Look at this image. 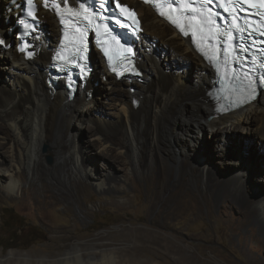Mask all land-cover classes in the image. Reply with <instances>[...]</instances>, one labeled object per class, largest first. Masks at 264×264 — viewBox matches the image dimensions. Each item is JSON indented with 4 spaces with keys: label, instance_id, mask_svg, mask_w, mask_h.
Segmentation results:
<instances>
[{
    "label": "bare ground",
    "instance_id": "1",
    "mask_svg": "<svg viewBox=\"0 0 264 264\" xmlns=\"http://www.w3.org/2000/svg\"><path fill=\"white\" fill-rule=\"evenodd\" d=\"M135 4L143 28L136 57L141 77L115 80L106 72L99 55L92 53L91 60L96 69L94 78L96 80L99 77L98 89L102 92L99 97L90 80L76 92L72 100L68 99L63 82H47L48 65L59 37L56 21L47 12H39L43 26L39 32L41 36L36 39L34 58L25 60L15 52V48L3 51L0 47V60L2 58V64L5 65L0 75V169L3 171L0 182L5 183L3 188L6 194L13 195L18 191L17 178L21 170L27 173L30 170L39 171L44 148L46 151L57 152L59 166L64 172L58 179L64 184L74 185L77 192L84 189L92 177L83 154V150L90 146V141L86 140V145L76 142L77 135L72 133L70 126L73 120L90 121L95 125L90 128V131L95 129V141L98 142L93 157L95 161L100 160L107 171L104 181L95 184V188L105 193L120 192L125 195V191L121 192L117 188L125 179L123 174L118 175V170L123 172L129 166L132 171L143 172L151 168L153 178L156 169L153 168L156 163L153 155L160 149L161 135L166 133L173 142L175 140L179 143H187L185 139L188 138V144L193 143L194 148L197 146V153L200 152V134L209 132L219 136V142L224 141L218 147L235 162L234 168L226 178L217 181L213 170L196 165L195 160L194 164L189 162V167L194 169L191 178L198 186L203 183L206 193L226 201L222 206L224 211L241 217L235 220L234 215H229L228 219L234 224L242 243L249 240V246L255 242L256 247L264 248V194L260 196L259 191L251 195L247 170L239 162H245L246 159L258 161L255 164L250 162L251 166H260V174L264 172V155L255 151L250 141L256 139V145L264 149V92L246 106L222 113L216 100L218 90L212 68L192 50L187 40L158 19L147 6L137 2ZM3 6V2H0V37L5 36L13 23L10 19L5 27L4 16L1 15ZM8 36L12 37L13 34ZM155 47L160 49L159 53ZM92 77L93 74L90 79ZM116 82L120 83L119 86L111 87ZM105 101H109L108 114L112 116L106 113L103 105ZM184 136L186 138L182 139ZM244 145L250 150L243 151ZM187 148L191 151L188 145ZM182 154L187 157L185 152ZM238 164L240 168H236ZM77 177L78 181H75ZM206 202L209 216L217 220L214 211L216 204L208 194ZM243 227L250 231V238L242 235ZM151 236L149 239L155 247L164 248L169 254L182 253L178 245L163 237ZM69 240L65 235L53 237L46 247L53 257L48 260L40 257L39 260L30 261L22 255L15 257L21 264H123L122 260L118 261L115 248L108 245L97 248L92 243L69 244ZM55 251L59 253L56 258V255L53 256ZM14 261L7 258L4 262L0 261V264H14ZM192 263V258L185 259V264ZM129 264L139 263L133 259Z\"/></svg>",
    "mask_w": 264,
    "mask_h": 264
},
{
    "label": "rangeland",
    "instance_id": "2",
    "mask_svg": "<svg viewBox=\"0 0 264 264\" xmlns=\"http://www.w3.org/2000/svg\"><path fill=\"white\" fill-rule=\"evenodd\" d=\"M2 2L6 3L4 0ZM155 50L157 53L160 52L158 47H155ZM2 61L4 60L1 58L0 75L5 66ZM95 72L96 69L90 81L99 97L102 92L98 89L99 77L96 80L94 78ZM119 84L116 82L111 87H117ZM107 103L109 101L103 104L108 111L106 113L112 116L108 114L110 106ZM109 119L114 118L109 117ZM72 122L71 131L77 135L76 142L86 145L85 141H90V146L83 150V154L85 153V165L92 177L88 179L84 189L77 192L74 185L64 184L58 179L64 172L59 166L57 152L47 150L42 153L44 158L38 168L39 171L36 169V171L30 170L29 173L26 170L20 171L17 178L19 189L13 195L6 194L3 188L5 183L0 182L1 262L11 258L16 260L14 264H21L17 261L16 255H22L30 261L39 260L40 257L51 259L53 257L46 247L50 245L53 237L65 235L70 239L69 244H93L92 246L97 248L108 245L115 248L118 261L122 260L123 264H129L133 259L139 264H185L186 258H192V264H264V248L256 247L255 242L249 246V240L242 243L234 224L228 219L229 215H234L235 220L241 217L224 211L222 206L226 201L209 192L206 193L203 183L198 186L191 178L194 169L189 167V162L194 164L195 160L196 165L213 170L217 181L226 178L228 172L234 168L235 162L218 147L219 143H224V141L219 142V136H213L209 132L201 133L198 145L200 152L196 153L197 146L194 148L193 143L188 144V138L185 136L182 139L186 138L187 143L180 142L183 144L182 147L178 141L173 142L166 133L161 135L160 149L153 155L156 160L153 167L156 168L153 176L155 182L151 178V168L140 172L132 171L128 166L123 172L118 170V175L123 174L125 179L117 188L121 192L125 191L126 195L120 192L118 194L110 192V194L95 188V184L104 181L107 171L104 170L102 162L95 161L93 157V153L98 149V142L95 141L96 131L95 129L90 131V128L95 127L94 123L76 120ZM250 141L253 142L255 151L264 155L261 145H256L257 140L252 138ZM143 145L145 146L144 143ZM176 146H180L179 149ZM242 148L243 151L250 150L245 145ZM182 152H185L187 157H183ZM48 157L51 158V163L48 162ZM247 160L245 162L239 160V162L247 170L252 189H250L251 195L254 196L260 191L261 196L264 194V172L260 174V166L253 167L258 161L247 162ZM250 162L254 164L251 166ZM236 168H240V165H236ZM2 174L3 171L0 169V177ZM78 177L74 180L78 181ZM161 182H164L165 186H162ZM206 194L216 204L214 211L217 220L209 216ZM9 210L22 219L17 227L23 225L21 233L14 235L13 242L8 240L10 230L4 226ZM242 232L244 238L251 237L250 231L245 230V227L242 228ZM151 235L163 237L166 241L178 245L182 253L169 254L164 248L155 247L149 239ZM159 242L156 241L157 244ZM8 246L12 248L7 249ZM36 251L39 254L35 255ZM58 254L55 251L53 256L56 255V258Z\"/></svg>",
    "mask_w": 264,
    "mask_h": 264
},
{
    "label": "snow or ice",
    "instance_id": "3",
    "mask_svg": "<svg viewBox=\"0 0 264 264\" xmlns=\"http://www.w3.org/2000/svg\"><path fill=\"white\" fill-rule=\"evenodd\" d=\"M146 3H152L153 7H156L158 9H161L160 15L164 16L166 19H168L171 23H173L176 27L179 28V30L184 34L188 35V29H193V34L195 35L197 32H199L203 39L207 41H213L218 40L220 36H225L227 41V47L224 50V57L225 62L227 63L229 58H233L236 60H239L240 57L238 55L234 56L233 54L237 52V47L233 45V41L235 37L233 36V33L231 30L224 31L221 28V25L216 22L215 17L217 16V13L213 11V7L210 5H214L215 7H221V0H199V3L197 0H188L187 3L180 4L178 0H163V3L158 2V0H145ZM61 3H63V0H61ZM247 3L249 7H259L264 8V0H256L255 3L252 2V0H236V2H232V0H228V2L223 3V8L225 12H230L231 15V21L229 22V28H235L238 32L244 33L248 32L249 35L252 34V32H259L260 35H264V13H256V15L261 16V20L255 21L258 25L257 28H252L251 31L249 30L250 24L247 19L244 20L243 25L240 23V16L239 12L246 11L243 8V4ZM29 5V14L32 16L33 19H36V11H35V4L34 0H28ZM173 5H175L173 7ZM52 7L56 8L58 12L67 11L71 16L76 17V20H67L64 21L67 25L71 27H75V30L77 32L81 33V36H84L86 34L87 26L84 27V30L81 29L82 21H87L88 25H94V27L99 30L101 27H103L105 34H110V29L106 24L101 25L100 23H97L98 20H104L106 17L103 15H93L92 13L88 12L87 8H82L78 11H74L73 8L69 7L67 9H62L60 7V3L51 5ZM116 6L120 8V12L125 14L126 16L131 17L137 24L138 21L135 20V14L126 7L121 6L120 0H116ZM103 7V5H102ZM164 7L169 8L173 12H179L181 8H183L185 11L181 13L180 16L173 17L172 15L168 14L166 11L163 10ZM188 13H192V15H188ZM82 18V19H81ZM62 20H64L63 16L61 17ZM181 20L188 21L187 26L181 23ZM119 23V21H117ZM205 32H207V35H203ZM97 34L99 35V31H97ZM68 38V34L65 33V39ZM114 40L115 37H112ZM118 43V41H117ZM253 43H256L253 41ZM213 44H209L208 47H213ZM199 47V45H198ZM86 46L84 48V51H86ZM126 51L130 52V49H126ZM249 48H239V52H248ZM259 51V50H258ZM107 54V52H106ZM206 58H208L210 61L215 62L220 58L219 49H217V54L209 56L207 53H205ZM63 59V57H61ZM253 64L256 63L255 60L252 61ZM115 71V69H113ZM234 75V74H233ZM236 79H241L240 76H235ZM243 79L248 81L246 87H243L240 89L242 93H245L246 99L250 100L254 98V86L253 81L249 75V73H244ZM241 103L245 102L244 99H241Z\"/></svg>",
    "mask_w": 264,
    "mask_h": 264
},
{
    "label": "trees",
    "instance_id": "4",
    "mask_svg": "<svg viewBox=\"0 0 264 264\" xmlns=\"http://www.w3.org/2000/svg\"><path fill=\"white\" fill-rule=\"evenodd\" d=\"M9 213L6 214V223H5V227L8 228L10 230V235L8 236V240L10 242L14 241V235L17 233H21L22 231V226L17 227V224L22 220L19 217H17L16 215H14V213H12L11 210L8 211ZM3 225V223H2ZM1 245V244H0ZM30 244L27 245V247H29ZM12 248L11 246H8L7 249Z\"/></svg>",
    "mask_w": 264,
    "mask_h": 264
},
{
    "label": "water",
    "instance_id": "5",
    "mask_svg": "<svg viewBox=\"0 0 264 264\" xmlns=\"http://www.w3.org/2000/svg\"><path fill=\"white\" fill-rule=\"evenodd\" d=\"M44 152H46V148H44ZM47 160L49 163H51V161H52L50 157H48Z\"/></svg>",
    "mask_w": 264,
    "mask_h": 264
}]
</instances>
